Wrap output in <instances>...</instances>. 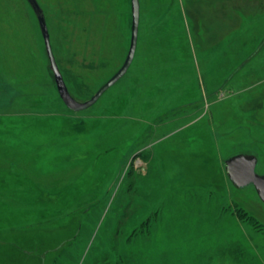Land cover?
<instances>
[{
	"label": "rangeland",
	"instance_id": "1",
	"mask_svg": "<svg viewBox=\"0 0 264 264\" xmlns=\"http://www.w3.org/2000/svg\"><path fill=\"white\" fill-rule=\"evenodd\" d=\"M70 96L123 64L130 0H36ZM264 0H139L125 75L61 102L35 14L0 0V264H264Z\"/></svg>",
	"mask_w": 264,
	"mask_h": 264
},
{
	"label": "water",
	"instance_id": "2",
	"mask_svg": "<svg viewBox=\"0 0 264 264\" xmlns=\"http://www.w3.org/2000/svg\"><path fill=\"white\" fill-rule=\"evenodd\" d=\"M35 14L38 22L39 30L43 39L46 56L51 70L54 84L58 96L65 106L70 111H83L97 102L101 95L119 81L127 72L136 50L138 24H139V0H130L131 6V31L129 47L126 58L121 67L86 101L77 102L74 100L64 83L62 75L56 64L51 44L49 40V33L47 30L43 12L36 0H26ZM257 159L255 156L244 154H236L223 162V169L226 177L235 188H243L248 185L253 186L258 198L264 203V175L260 176L255 173Z\"/></svg>",
	"mask_w": 264,
	"mask_h": 264
}]
</instances>
